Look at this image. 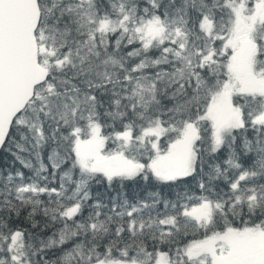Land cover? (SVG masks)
<instances>
[{
    "label": "snow or ice",
    "instance_id": "obj_1",
    "mask_svg": "<svg viewBox=\"0 0 264 264\" xmlns=\"http://www.w3.org/2000/svg\"><path fill=\"white\" fill-rule=\"evenodd\" d=\"M0 264H264V0H0Z\"/></svg>",
    "mask_w": 264,
    "mask_h": 264
}]
</instances>
